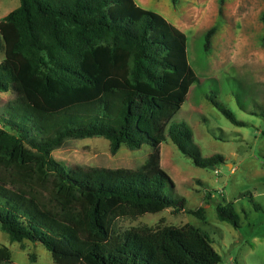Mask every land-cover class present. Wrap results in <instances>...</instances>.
<instances>
[{
	"label": "trees",
	"instance_id": "trees-1",
	"mask_svg": "<svg viewBox=\"0 0 264 264\" xmlns=\"http://www.w3.org/2000/svg\"><path fill=\"white\" fill-rule=\"evenodd\" d=\"M0 46V93L19 94L0 117V228L11 242L40 243L56 264H221L209 235L190 224L114 229L169 209L205 220L203 207L188 210L173 195L162 143L199 168L226 161L204 157L191 126L174 121L199 80L183 31L135 0H20L0 20ZM92 137L107 139L113 155L123 145L154 153L136 171L70 169L53 158L67 139ZM217 217L241 227L232 203L218 205ZM0 264H13L7 247Z\"/></svg>",
	"mask_w": 264,
	"mask_h": 264
},
{
	"label": "rangeland",
	"instance_id": "rangeland-1",
	"mask_svg": "<svg viewBox=\"0 0 264 264\" xmlns=\"http://www.w3.org/2000/svg\"><path fill=\"white\" fill-rule=\"evenodd\" d=\"M15 3L20 6V0ZM143 8L186 34L189 63L199 79L174 121L191 126L204 157L221 154L226 161L215 170L199 168L173 142L162 143L160 166L175 183L173 195L184 197L188 210L203 207L205 220L169 209L118 219L114 229L190 224L209 235L221 264H264V0H150ZM213 27L216 32L206 49L205 35ZM3 59L0 46V62ZM18 97L15 90L0 93V117ZM211 99L245 125L233 124ZM153 153L149 145L139 150L123 145L113 155L107 139L92 137L67 139L52 156L70 169L136 171ZM229 203L241 217L238 229L217 217V206ZM1 247L10 250L13 264H56L42 244L13 243L0 228Z\"/></svg>",
	"mask_w": 264,
	"mask_h": 264
},
{
	"label": "crops",
	"instance_id": "crops-1",
	"mask_svg": "<svg viewBox=\"0 0 264 264\" xmlns=\"http://www.w3.org/2000/svg\"><path fill=\"white\" fill-rule=\"evenodd\" d=\"M4 0H0V20L4 17H6L10 12L14 11L16 8V3L15 0H5V4L3 2ZM137 5L141 6H146L149 5L150 0H135ZM142 7V8H143ZM144 9V8H143ZM194 86V85H193ZM192 86V87H193ZM191 87V88H192Z\"/></svg>",
	"mask_w": 264,
	"mask_h": 264
},
{
	"label": "built area",
	"instance_id": "built-area-1",
	"mask_svg": "<svg viewBox=\"0 0 264 264\" xmlns=\"http://www.w3.org/2000/svg\"><path fill=\"white\" fill-rule=\"evenodd\" d=\"M215 173H216V175H219V171L218 170H216Z\"/></svg>",
	"mask_w": 264,
	"mask_h": 264
}]
</instances>
